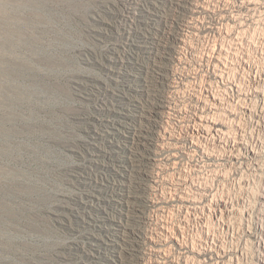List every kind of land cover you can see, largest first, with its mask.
Instances as JSON below:
<instances>
[{
    "label": "rangeland",
    "instance_id": "obj_1",
    "mask_svg": "<svg viewBox=\"0 0 264 264\" xmlns=\"http://www.w3.org/2000/svg\"><path fill=\"white\" fill-rule=\"evenodd\" d=\"M240 1L0 0V264H111L123 248L113 241L125 222L123 189H151L131 187L127 141L131 129L146 127L145 102L188 103L187 92L184 114L193 117L203 92L218 88L225 113L234 111L228 125L236 131L241 121L235 133L247 147L233 159L215 132L199 137L209 151L195 146L192 196L207 179L212 208L204 219L192 200V263L264 264V156L260 165L249 151L264 152V10L244 15L240 41L218 34ZM176 32L184 46L166 38ZM222 44L235 69L217 80L205 62ZM162 65L167 84L182 81L178 91L154 86ZM176 114L168 108L165 117L174 133L186 124ZM160 166L164 176L189 170L185 160ZM202 221L210 236L199 257Z\"/></svg>",
    "mask_w": 264,
    "mask_h": 264
},
{
    "label": "bare ground",
    "instance_id": "obj_2",
    "mask_svg": "<svg viewBox=\"0 0 264 264\" xmlns=\"http://www.w3.org/2000/svg\"><path fill=\"white\" fill-rule=\"evenodd\" d=\"M179 1L182 8L185 7L186 3H189L188 0ZM238 7L239 12H235L236 14L233 12V16L230 17L231 27H228V23L226 24L227 30L225 33L223 34L220 31L218 33L224 38L240 39L244 29V15L249 17L257 9L264 10V0H241ZM197 28H201V26H197ZM214 31L216 32V30ZM177 35H179V32L168 33L166 38L177 40V46H184L186 40L177 37ZM226 50L228 49H225L223 44L219 47L215 45L208 58L206 57L205 67L217 80L219 78L223 79L230 74V71L235 69L232 65V67L228 66V63H226V58L229 55ZM237 50H233L232 54L234 56L237 55ZM170 51L171 53L174 52L172 48ZM161 59L165 65L167 58ZM164 65L158 68L161 71V76H159L160 80L154 86L168 87L172 89L171 92L178 91V87L182 86L180 84L182 81H178L176 85L167 84L169 81L166 75L167 72L171 71ZM208 84L212 85V82L209 81ZM144 92H147V90H144ZM210 93L209 90L206 93L203 92L205 94L204 99H202L205 102L204 108L200 114L193 117L192 114L189 116L184 114L188 105L192 103V94L187 92H184L182 97L186 98L187 96L190 100L188 103H186V100L180 101L173 98L164 100L159 97L153 98L154 102H145L144 107L147 109L143 110L142 117L145 119L146 127L131 129L127 141L132 148V152L129 153L134 175L131 187L146 190L144 186L147 184V187L150 186L151 189L141 191L143 194H138L137 191L132 193L131 190L123 189L125 193L120 199L124 202L123 208L125 206L126 210L125 222L120 224L123 225V229L117 232L118 236L113 240L114 242L120 241L123 248L115 251L117 255H115L111 264H194L192 263V259H194L192 257V200L199 202V204L193 202L195 204L193 208L197 212L200 210L198 213H202L204 219L208 217V208H212L211 203H205L209 191L205 184L207 179L202 182V189L198 192V195L192 196V157L196 155L198 148H201L204 154L209 151V148L202 145V140L199 137L206 138L209 134L215 132L220 142L230 144L233 159H240L241 144L243 148L247 147L246 143L242 142V138H239L240 134L235 133L239 132L237 130H243L244 125L242 126L241 121H238L239 123L236 126L238 128H235V131L231 125H228L229 122L226 120V115L229 112L225 113L226 105L224 106V101L226 98L224 89L218 88ZM239 93L237 91L238 103L242 98ZM168 108L177 113L176 116L180 119V122H186L184 131L180 129V125L177 126V133L169 129L167 125L168 118H165L168 117ZM231 113L229 114L231 115ZM195 146L198 148L196 149ZM221 147L223 148V146ZM182 148L185 150L182 151ZM217 151H220V149ZM249 151L253 152L258 163L263 165L261 157L264 156V152L260 148L257 150L255 147H252ZM180 160H185L186 165H188L186 167H189V170L173 169L171 167L173 171L164 176L165 171L160 165L167 163L175 166L179 164ZM126 186L122 184V188ZM159 187H161V190ZM149 191H151V197L147 196ZM150 200L151 211H148L146 206ZM149 212L154 213L155 219L149 215ZM112 224L119 226L117 223ZM196 226L201 229L203 234L200 235L201 248L199 247L200 249L197 251L199 257H203L208 251L210 236L208 221H202ZM113 245L117 247L116 243H113ZM130 247H136V249H130ZM144 249H147V251ZM148 256L149 258H147ZM198 262V264H206L203 259H198Z\"/></svg>",
    "mask_w": 264,
    "mask_h": 264
}]
</instances>
